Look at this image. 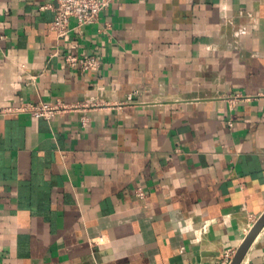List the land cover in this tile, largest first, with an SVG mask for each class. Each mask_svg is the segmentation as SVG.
Here are the masks:
<instances>
[{"label": "crops", "instance_id": "1", "mask_svg": "<svg viewBox=\"0 0 264 264\" xmlns=\"http://www.w3.org/2000/svg\"><path fill=\"white\" fill-rule=\"evenodd\" d=\"M54 6L0 0V264H223L264 214V0H112L65 39Z\"/></svg>", "mask_w": 264, "mask_h": 264}, {"label": "built area", "instance_id": "2", "mask_svg": "<svg viewBox=\"0 0 264 264\" xmlns=\"http://www.w3.org/2000/svg\"><path fill=\"white\" fill-rule=\"evenodd\" d=\"M55 17L51 24L52 31L59 39L67 38L73 31H81L85 27L97 24L101 16L108 10L112 0H54ZM65 65L70 70L82 74H97L101 69V59L96 55L77 56L66 54L63 56ZM87 106H85L86 108ZM80 111L78 105H48L23 103L18 107L5 110L9 114H30L36 118L52 119L62 111ZM140 198L145 194L137 192ZM235 252L227 250L223 257V264H232Z\"/></svg>", "mask_w": 264, "mask_h": 264}, {"label": "water", "instance_id": "3", "mask_svg": "<svg viewBox=\"0 0 264 264\" xmlns=\"http://www.w3.org/2000/svg\"><path fill=\"white\" fill-rule=\"evenodd\" d=\"M264 228V214L259 218L243 244L239 247L232 264H242L246 258L252 244Z\"/></svg>", "mask_w": 264, "mask_h": 264}]
</instances>
